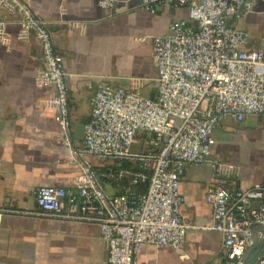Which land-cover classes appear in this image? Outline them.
<instances>
[{
    "label": "built area",
    "instance_id": "1",
    "mask_svg": "<svg viewBox=\"0 0 264 264\" xmlns=\"http://www.w3.org/2000/svg\"><path fill=\"white\" fill-rule=\"evenodd\" d=\"M116 0H98L103 9ZM186 8L167 34L152 37L157 65L154 97L101 81L90 98L82 144L73 147L67 76L57 41L47 22L37 17L29 0H0L15 16L19 38L34 35L42 64L36 83L52 87L43 100L59 125L71 163L79 169L76 193L63 186H41L35 209L0 208L3 213L31 214L98 225L107 245V264H135L146 245L182 249L189 228L181 216L180 176L192 164H206L212 182L204 200L211 207L206 229L222 236V264H246L247 252L260 242L250 264H264V180L248 189L234 186L232 167L211 156L213 132L231 116L243 121L264 116V46L245 49L246 31L233 22L247 16L254 0H139ZM7 20H0V45L7 42ZM139 150H133L135 146ZM137 164L131 185L110 192L103 178H120L124 170L99 172L93 160ZM143 184L142 189L133 186ZM67 201L65 205L64 202Z\"/></svg>",
    "mask_w": 264,
    "mask_h": 264
},
{
    "label": "crops",
    "instance_id": "2",
    "mask_svg": "<svg viewBox=\"0 0 264 264\" xmlns=\"http://www.w3.org/2000/svg\"><path fill=\"white\" fill-rule=\"evenodd\" d=\"M29 2L33 13L47 22L63 57L73 147L82 144L90 98L101 81L147 97L156 95L152 37L169 33L174 21L188 18L186 8L161 4L149 11L139 0H116L111 9L101 8L98 0ZM0 20L8 22L7 42L0 45V208L32 210L38 187L63 186L76 193L79 169L70 161L71 148L63 144L59 125L43 105L52 87L36 83L42 64L39 42L32 34L19 38L16 17L2 7ZM233 24L249 35L245 49L264 46V0H254L253 10ZM263 124L264 116L243 121L227 116L214 129L211 156L232 167L239 189L264 180ZM211 182L208 165L185 169L180 176V212L193 227L187 230L182 249L146 245L137 252L135 264L223 263L222 236L206 229L212 210L204 196ZM105 186L112 193L121 192L118 183ZM260 246L259 242L247 252L246 264ZM0 264H107V245L93 222L3 213Z\"/></svg>",
    "mask_w": 264,
    "mask_h": 264
},
{
    "label": "trees",
    "instance_id": "3",
    "mask_svg": "<svg viewBox=\"0 0 264 264\" xmlns=\"http://www.w3.org/2000/svg\"><path fill=\"white\" fill-rule=\"evenodd\" d=\"M99 172H105L107 170H112L115 174L121 170L127 172L120 178H103V183L105 185L106 182H115L121 186V192L124 190L126 186L131 185V173L140 170L137 164L125 161V160H116L111 163H104L101 166H96ZM134 189H142L143 184L133 186ZM120 193V192H119Z\"/></svg>",
    "mask_w": 264,
    "mask_h": 264
},
{
    "label": "rangeland",
    "instance_id": "4",
    "mask_svg": "<svg viewBox=\"0 0 264 264\" xmlns=\"http://www.w3.org/2000/svg\"><path fill=\"white\" fill-rule=\"evenodd\" d=\"M264 125V124H263ZM262 128V127H261ZM256 129H258L259 130V127H256ZM259 133H261V132H255V133H253L254 135H257V134H259ZM137 148L140 150L141 149V146L139 145V146H135V147H133L132 149L133 150H137Z\"/></svg>",
    "mask_w": 264,
    "mask_h": 264
}]
</instances>
